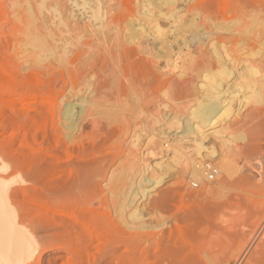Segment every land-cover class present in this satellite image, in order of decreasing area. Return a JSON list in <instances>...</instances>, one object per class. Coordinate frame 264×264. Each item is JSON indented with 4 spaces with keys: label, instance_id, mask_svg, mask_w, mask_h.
I'll list each match as a JSON object with an SVG mask.
<instances>
[{
    "label": "rangeland",
    "instance_id": "374dc122",
    "mask_svg": "<svg viewBox=\"0 0 264 264\" xmlns=\"http://www.w3.org/2000/svg\"><path fill=\"white\" fill-rule=\"evenodd\" d=\"M27 1L33 4V8H27ZM99 1H101V3L104 1V5H101L104 6L101 11V6L99 5L101 3ZM149 1L150 0H57L56 2L55 0H44L41 4L36 0H0V181L5 185L4 198L6 202L10 208L15 211L19 225L32 241V258L28 264H143L141 261L142 249H146L149 254V259L146 263L152 264L150 262L154 261L152 254L157 242V236L155 235L158 234L155 232H159L161 229L168 231L169 224H172L175 218L178 220V218L181 217L177 222L182 228V233L180 234H183L184 240L181 238L182 236L180 237V235H177L178 232L175 229L174 233H176L177 238H173L175 236L172 237L175 239L173 243L177 242L176 244L179 246L180 243L178 241L181 239L185 243V247L192 248L191 251L193 252L191 253H197L204 249L206 243L208 244L210 242L208 241L210 236L223 239L224 237L221 236L224 232L223 230H228V234L236 230L235 233L231 234L236 235L242 230L243 226L248 225L250 222V219L247 218V213L252 215L253 211L251 212V210H253V207L250 203L248 204V202L246 206H250L245 209L243 208L244 210L242 208L239 210L238 206L245 207V203L236 202L238 205H236V208H238L236 210L240 214H238V212L236 214L234 205V208H230V210L233 209L234 211H232L236 215L231 212V216L228 210L229 206L227 207L228 209L225 210L226 215L225 213L223 214L224 211L221 207L217 206V204L219 205V203L233 194L234 190L232 187H229V185H227V189L230 188L229 190H225V187L223 188L225 193L229 194H227V196L226 194H220V196L210 195L211 197H204L200 200L196 198L191 200L193 197H191V199L187 197L188 193H195L201 188L199 187L200 182L197 183L196 180H193L189 176V171L191 169L189 164L190 160L192 159L198 162V164L200 163L203 169L206 168L205 166L208 164H216V160L214 162L210 160L209 157L211 156L208 154V150H210V146L213 144L211 143L213 138H211L209 132L213 129L209 128L206 131L211 139L207 138L205 142L203 139L202 142L204 144L202 143L200 145L199 143L201 148L198 147L199 145L197 144L199 141H196L198 137L196 135L194 136L193 133H185L183 130L188 124L191 126L197 124L198 120L195 118L193 119L191 113L196 111L198 107L197 103H200V99L205 98L204 95L207 93L205 89L208 83L209 85L211 83L213 84V81L215 82L220 77H224V74L220 72L222 69L217 67L218 65H216V67L218 70L221 69L219 71L220 73L214 65H210L216 68H213L214 70L208 67L206 63H199V66H195L194 63L197 64L200 61L202 52L208 49L210 50L212 47L224 49V54L227 53L228 56L230 55L228 60L234 58L236 62L239 61V63H236L237 67L240 64L238 68L234 64V59L233 63L231 62L234 65L233 69L238 71L244 70V65L242 64L246 63L245 66H247L248 61V63H250L248 65H258V68L260 67L258 69L260 75L257 74L259 77L256 78L261 81L260 76L264 74V57H262L263 53H261V51L264 52V41L262 40L264 38V0H238L234 3L235 7H230L227 11H225L224 8L230 6L232 0H151L154 3ZM238 2L240 3L238 4ZM172 3H175V8L174 5H171ZM58 4L63 5L61 7V14H63L61 17L62 20L56 9ZM148 4L151 6L149 5V7ZM167 5L169 7H167ZM171 6L175 9L174 12H177L174 16L168 17L170 13V15H172L170 11L172 10ZM94 8L95 12L93 11ZM148 10H150L151 13ZM99 11L100 14H96V12ZM103 11L104 13H102ZM168 11L170 13H167ZM158 12L161 13L159 16ZM68 13H72L76 16L74 19L80 17V19H78L80 27L89 21L91 25L89 33L83 32V34H78L77 32H82L76 31V36H70L71 34L68 35L66 32H63V35L62 32L60 33L58 31L63 37L59 34V39L58 37H55V39H48L47 43L45 42L42 45L30 43L23 25L26 18L31 19L36 16L40 18L47 17V20L52 22H47L48 25H52L55 29L59 27L60 30H63L64 26L61 24V21H63L66 16L69 18L70 22L72 20H70L69 16L72 14ZM101 14L103 16L99 17ZM148 14L150 15L148 16ZM77 15L79 17H77ZM92 15L94 19L91 17ZM96 15L99 17L97 21H95ZM87 16L88 18H86ZM67 17L65 18L66 20ZM83 20L86 21L84 22ZM106 22L109 24L107 25ZM94 23H96V25ZM168 23L170 25H168ZM190 23L192 25L194 24L195 27H190ZM131 25L132 27H130ZM188 27L191 31L187 30ZM162 28L164 30H162ZM131 30H133V32ZM158 30L164 32L160 31L162 32L160 33ZM192 31L205 32L204 37L202 36L203 38L201 37L199 41L197 39L195 42L191 43L190 41L188 43V47L193 54V64L190 65L185 57L177 56L178 60L175 58V61H172L173 63L171 62L167 65L161 57L160 49L156 47L151 39L154 38L156 34L161 35H157V37H164L163 35H165L166 38L169 37L167 39H171L176 36L177 33L187 37ZM154 34L155 36L153 37ZM79 35L82 36L80 37ZM256 35H258V37L261 36L259 40L263 42L258 39L257 41L255 39ZM137 37L140 38V41H138L139 38L136 40ZM97 39L100 42H98ZM144 39L148 43H145ZM87 40H94L93 43L91 42L90 48H87L89 46L85 45V43L88 42ZM252 40L256 42H252ZM141 41H144L143 43L148 45L145 46L142 44V48H138L136 44ZM83 45H85V48L90 54L88 52V54H86ZM131 46L135 47V52L134 54H127L130 51L132 52ZM127 47H131V50L128 48L130 50L129 52L126 51ZM151 48H155V50L158 51H156V53L159 57L156 56V58L153 56L156 53L155 50ZM143 49H150L154 51L155 54L150 50L149 53L148 51H146V53ZM138 50H143L146 54ZM136 53H138V55H136ZM148 54H150L151 57L153 56V58L155 57L156 60L159 59V64L157 63L155 66L152 64L149 65L153 71L148 68V65L147 67L144 66V62L150 58ZM144 55H147L148 58L146 57V59ZM137 56L140 58L143 56L146 60H140ZM160 57L162 59H160ZM250 60L253 63H251ZM135 61H138L137 63H139V65ZM142 62L144 64H142ZM147 63L149 64V62H146V64ZM192 65L196 68L194 66L193 68ZM200 65H204L205 67L203 66L202 68ZM147 68L149 70H147ZM197 68H201L199 71L200 73L198 72V74H201V80L199 75L197 76L194 74L192 81H189L190 72L198 70ZM204 68H207V70ZM208 68L210 69L208 70ZM202 69H204V71H202ZM205 74L209 81L206 80ZM263 77L264 75L261 77L262 81H264ZM108 82L110 85L112 82V88H110ZM202 84L205 85V87ZM84 86L86 87L85 91L82 89ZM79 88L81 93L79 92ZM100 88L104 90L102 91ZM71 93L76 97L77 94L80 93V98H86L88 102L85 100L84 103L87 102L88 105L90 103L89 97L92 95L94 96L90 98L92 100L89 108H87V104H84V111L87 109H89V111L81 113L78 119L79 122H77V127L72 130L69 127V129L62 127L64 121L60 123L58 121L59 105L63 104L61 102H64L66 98V101H68V96H72ZM62 96L64 98L63 101ZM79 96L77 98H79ZM193 96L194 99L196 97V100L192 99ZM126 106L128 107L126 108ZM130 111L134 112H132L133 115H131L132 113H130ZM83 114L86 115L84 116ZM84 117L86 119H84L85 121L83 120ZM123 117L127 118L126 121H124ZM80 120H83L85 124ZM91 120L99 123L94 121L90 123ZM62 122L63 124H61ZM100 123H102V125ZM79 124H81L82 126H80L83 128H79L82 129L81 131L78 129ZM92 124H94V128L91 126ZM59 127H61L64 132L67 129L66 133L69 132L70 135L73 134L74 139H68L66 143L60 141ZM108 127H111L112 130L114 128L116 131H112L111 128ZM118 128L119 130L121 129V131L118 130L119 134L123 132L121 136L118 135ZM85 129L86 133L83 134ZM99 130L102 135L99 134ZM110 130L112 133L115 132V134H112V136L109 135V132L111 134ZM101 131L104 132L102 133ZM239 131L241 132V130ZM239 131H234L232 135L234 136V133H237L242 141L241 139L239 140L238 137H235L236 135L234 136L235 138H233L230 137L231 134L230 136L227 134V136L231 138L230 141H232V145H242L247 142L249 132L247 131L246 133V130H242L244 134L243 132L240 134ZM244 136L247 137L246 141ZM181 137H185L186 140ZM232 139L239 140V143L237 141L233 142ZM184 140L188 142L186 143ZM208 140L210 141L208 142ZM262 142L264 143V140H262ZM195 143L198 146H196ZM263 143V150L261 153L264 152ZM132 144L139 150L134 148ZM181 144L182 148L179 147ZM185 144H187L186 146L188 148ZM209 144L210 146H208ZM175 146L179 148L177 150H183L185 147L187 149L185 148L186 150L183 152L180 150L183 155H177V151L174 149ZM126 150L130 152L133 150L137 157L134 156V154L131 156L130 152H126ZM261 153L259 154L260 156L258 155L255 157H257L256 160H262L261 172L263 174L262 181L264 182V155L262 153L261 156ZM67 155L73 158L71 163L73 164L75 162L76 171L78 169L81 171V173H78V170L77 173L82 175L84 181H86L84 179L85 176L86 179H92H90L89 185L91 188L94 187L93 190L96 192V194H93L95 192L90 187V189L84 188V191L80 189V192H78L79 194L74 198V205H70L74 203L72 202L73 197L70 196L71 200L68 196L70 194H65L59 186L60 181H62L61 179L67 178V174L69 173H67V170L70 169L69 166H74L66 163L69 168L67 169L64 163L68 162V160H66ZM186 155H188V158L185 157ZM133 159L135 162H133ZM130 160L135 166L132 163L130 164ZM107 161L113 163L110 164V162ZM128 162L129 166H127ZM257 162H259V160ZM261 162H259L260 165ZM86 163H88V166H86ZM106 164L108 167H105L106 170L103 168L105 170V172H103L101 169L102 165L105 166ZM143 164L144 166H142ZM216 165L214 168L218 167ZM89 166L91 167L89 168ZM85 170H87V172L89 171L88 174L83 172ZM187 171L188 173H186ZM102 172L104 177L102 176L103 174H101ZM118 172L121 174L119 175ZM176 172L182 175L179 176ZM120 176L122 178H120ZM158 176H160L159 179ZM215 176L216 175L210 178L212 185L215 181H218V176H216L217 178H215ZM192 182L196 184H190ZM187 184L192 187L195 185L196 187H194L196 189L190 186L188 187ZM89 185L87 184V186ZM98 185L101 186H99L100 189L97 188ZM197 186L199 189H197ZM111 189L113 192H111ZM88 191L92 193L89 194ZM228 191L232 192L230 193ZM81 194L86 195L87 198L85 196L82 197ZM89 195L90 197H88ZM249 196H252V199H257L259 202V200H264V191H258ZM185 197L188 199H185ZM81 198L90 199L87 201L82 199L81 201ZM205 200L208 201L209 204L205 202ZM213 201L214 203H212ZM217 201H219V203ZM86 202L88 203L86 204ZM203 204L204 206H202ZM241 204L244 206H241ZM216 207H218V209ZM250 207L252 208L251 210L248 209ZM220 210L222 212H220ZM211 212L214 214L219 212L220 214L216 213L217 215L214 216ZM160 213H163V217L159 216L161 215ZM71 214L78 216L77 222L71 219ZM210 214L211 219L213 218L212 216H214V219L218 216L217 218L220 221L230 219L229 221H221L225 222L229 227H222L224 225L223 223L215 225L214 223L217 222V218L215 219L216 221L214 220L215 222L211 219L209 220L210 222H208L207 215ZM243 214H247L245 216L246 218L243 217ZM93 215L95 220L97 219V222L92 220ZM233 215L240 216H237L235 219ZM99 216H103V218L107 220V224L104 225L105 227L101 224V221L104 219L101 218L100 220ZM220 216L222 217L221 219ZM159 217L160 219L167 218L169 221L171 220V222L163 227L161 226L153 229L151 226ZM228 222L234 223L230 225ZM98 224H101V228ZM143 224H145L146 227L142 228L141 225ZM221 224L223 225L220 227ZM108 225L109 227H106ZM211 226H217L216 230H211ZM235 226L238 228L241 226L242 228L238 230ZM100 229H102V231ZM209 229L211 232H209ZM81 230L83 231L81 232ZM200 233H203V240L200 238ZM225 233H227V231ZM87 234H89V236ZM204 234L206 236L209 235L208 238L205 237ZM211 237L209 240H212L211 242L215 241V239ZM222 239L217 249L219 248L220 252L224 255L230 251L228 249L229 247L232 249L237 243H234L231 239L228 240V238L225 241L232 242L224 243ZM163 241H165V239ZM170 243L171 241L168 242V244ZM161 244V251H163L166 249L167 243L165 242V245L161 242ZM221 245H223L224 250L226 249V253ZM183 248L182 251H184ZM194 250L196 252H194ZM188 252L190 253L189 249Z\"/></svg>",
    "mask_w": 264,
    "mask_h": 264
},
{
    "label": "bare ground",
    "instance_id": "6f19581e",
    "mask_svg": "<svg viewBox=\"0 0 264 264\" xmlns=\"http://www.w3.org/2000/svg\"><path fill=\"white\" fill-rule=\"evenodd\" d=\"M37 2H39V3H43V1L44 0H36ZM56 2H57V0H55ZM141 1V0H140ZM154 1V0H153ZM153 1H149V2H153ZM238 0H232V4L230 5V6H228V7H226V8H224L225 9V11H227L230 7L232 8V7H235L234 6V3L235 2H237ZM59 2V1H58ZM98 2V1H97ZM96 2V3H97ZM100 3H101V1H99ZM103 3H104V1H102ZM148 2V1H147ZM103 3H101V4H99L100 6L103 4ZM139 3H142V2H139ZM138 3V4H139ZM154 3V2H153ZM240 2H238V4H239ZM143 4V3H142ZM145 4V3H144ZM152 4V3H151ZM175 3H172L171 5H174ZM22 5V4H21ZM99 5H98V7H99ZM104 5V4H103ZM150 4H148V6H149ZM177 5V4H176ZM23 6V5H22ZM27 8H33V4L30 2V1H27ZM63 5H60V4H58V6H57V12H58V15H59V17H60V19L62 20V16H63V14H61V7H62ZM147 6V7H148ZM151 6V5H150ZM149 6V7H150ZM155 6V5H154ZM236 6H237V4H236ZM96 7V6H95ZM102 7H104V6H101V9H100V11L102 10ZM147 7H146V9H147ZM156 7V6H155ZM167 7H169L168 5H167ZM93 8V7H92ZM139 8V7H138ZM171 8H172V10H170L171 12H172V15H170L171 13L168 11L167 13H170L169 15H168V17H171V16H174L175 14H176V12H174L175 11V9H173V6H171ZM174 8H175V5H174ZM176 8H178V7H176ZM237 8V7H236ZM97 9V8H96ZM104 9V8H103ZM150 9H152V8H150ZM159 9V8H158ZM98 10H99V8H98ZM143 10H144V5H143ZM142 10V11H143ZM169 10V9H168ZM94 12H95V8H94V10H93ZM92 11V12H93ZM100 11L99 12H96V14L98 13V15L100 14ZM141 11V12H142ZM149 12H150V10H148ZM158 11V10H157ZM157 11H156V13H157ZM138 12V11H137ZM140 12V13H141ZM144 12H147V11H144ZM154 12V11H153ZM153 12H152V14H153ZM160 12V11H159ZM158 12V13H159ZM164 12V11H163ZM73 13V12H72ZM72 13H68V14H72ZM90 13V12H89ZM102 13H104V11L102 12ZM139 13V12H138ZM151 13V12H150ZM155 13V12H154ZM166 13V12H165ZM67 14V13H66ZM92 14H94V13H92ZM106 14V13H105ZM143 14V13H142ZM161 13H159L158 14V16L160 15ZM181 14V13H180ZM64 15H65V13H64ZM91 15V14H90ZM95 15V14H94ZM98 15H96V20L95 21H97V18H99V17H102L103 15L101 14V16H99L98 17ZM137 15V14H136ZM150 14H148V16H149ZM163 15V14H162ZM182 15V14H181ZM70 16V20H71V22L69 21V18L67 17V20L64 18V22L63 21H61V24L64 26V29L63 30H60V28L58 27L57 29H55V28H53L52 27V25H48L47 24V22H51L50 20H47L48 18L47 17H45V18H40L39 16L37 17H34V18H26V20H25V23L23 24L24 25V27H25V29H26V35L28 36V38H29V40H30V43L31 44H43V43H47V41H48V39H55V37H58V39H59V37L60 36H62L63 37V32H66L68 35H70V36H76L75 35V33H76V31H81L82 33H79V32H77L78 34H83V32H86V33H89V29H91L90 27H91V25H90V22L89 21H87V23H84L87 19L86 18H88V16L85 18L86 20H83L82 22L84 23L83 25H81L82 27H80V22H79V20L78 19H80V17L77 15V17H79V18H77V19H74L76 16H74L73 14L72 15H69ZM184 16V15H183ZM90 17V16H89ZM91 17H93V15L91 16ZM90 17V18H91ZM154 17V16H153ZM157 17V16H156ZM176 17V16H175ZM178 17V16H177ZM82 18V17H81ZM149 18V17H148ZM152 18V17H151ZM161 18V17H160ZM93 19H94V17H93ZM102 19V18H101ZM100 19V20H101ZM104 19V18H103ZM142 19V18H141ZM143 19H145V18H143ZM166 19H167V17H166ZM171 19V18H170ZM175 19V18H174ZM47 20V21H46ZM134 20H136V19H134ZM150 20V19H149ZM152 20H154V19H152ZM151 20V21H152ZM66 21V22H65ZM68 21V22H67ZM94 21V20H93ZM99 21V20H98ZM102 21V20H101ZM101 21H100V23H101ZM141 21V20H140ZM151 21H149V22H151ZM155 21V20H154ZM157 21V20H156ZM168 21H169V19H168ZM104 22V21H103ZM159 22V21H158ZM163 22V21H162ZM173 22V21H172ZM177 22V21H176ZM179 22V21H178ZM183 22V21H182ZM191 22V21H190ZM52 23V22H51ZM93 23V22H92ZM98 23V22H97ZM100 23H98V24H100ZM107 23V22H106ZM105 23V24H106ZM161 23V22H160ZM194 23V22H193ZM82 24V23H81ZM95 25H96V23H94ZM104 24V25H105ZM109 23H107V25H108ZM176 24V23H175ZM189 24V23H188ZM191 24V23H190ZM79 25V26H78ZM138 25H140V24H138ZM147 25V24H146ZM158 25V24H157ZM168 25H170L169 23H168ZM180 25V24H179ZM183 25V24H182ZM181 25V26H182ZM56 26V25H55ZM101 26H102V23H101ZM163 26V25H162ZM185 26V25H184ZM186 26H187V24H186ZM185 26V27H186ZM191 26H194V24L192 25H190V27ZM130 27H132V25L130 26ZM145 27V26H144ZM179 27V26H178ZM195 27V26H194ZM193 27V28H194ZM105 28V27H104ZM154 28H155V26H154ZM161 28V27H160ZM159 28V29H160ZM166 28H168V27H166ZM172 28V27H171ZM180 28V27H179ZM182 28V27H181ZM192 28V29H193ZM164 29H165V27H164ZM163 28H162V30H164ZM98 30V29H97ZM96 30V31H97ZM102 30H103V26H102ZM151 30V29H150ZM162 30H158L159 32L160 31H162ZM187 30H189V27H188V29ZM194 30H195V28H194ZM197 30V29H196ZM61 33L62 32V34L63 35H61L59 32ZM92 31V30H91ZM130 31V30H129ZM132 32H133V30H131ZM139 31V30H138ZM148 31V30H147ZM152 31V30H151ZM166 31V30H165ZM189 31H191V30H189ZM188 31V32H189ZM99 32V31H98ZM131 32V33H132ZM162 32H164V31H162ZM162 32H160V33H162ZM177 32V31H176ZM175 32V33H176ZM186 32V31H185ZM100 33V32H99ZM102 33H103V31H102ZM136 33V32H135ZM142 33V32H141ZM146 33V32H145ZM153 33H154V31H153ZM262 33V32H261ZM59 34H60V36H59ZM77 34V35H78ZM104 34V33H103ZM129 34V33H128ZM143 34V33H142ZM204 34H205V32L204 31H192L191 33H189V35L186 37L185 35H181L180 33H177L176 34V36H174V37H172L171 39H167V38H169V37H167L166 38V36L165 35H163L164 37H157V35H160V34H156V36H155V34L153 35V37L154 38H152L151 39V41L156 45V47L157 48H159L160 50L159 51H161L160 53H161V57L164 59V62L168 65L169 63H171L173 60L175 61V58H177V56H181V57H185L187 60H188V62L190 63V65L191 64H193L192 63V58H193V54L191 53V50H190V48L188 47V43L191 41V43L192 42H195L197 39H198V41H199V39L203 36L204 37ZM263 34V33H262ZM135 36H137L136 34H134ZM80 36V35H79ZM82 36V35H81ZM80 36V37H81ZM133 36V35H132ZM139 36V35H138ZM146 36V35H145ZM161 36V35H160ZM88 37H92V36H88ZM105 37V36H104ZM107 37V36H106ZM202 37V38H203ZM255 37V36H254ZM253 37V38H254ZM261 37V36H260ZM260 37H258V35H256V40L258 39L259 40V38ZM133 38V37H132ZM136 38V37H135ZM135 38H134V40H135ZM138 38L139 37H137V39L136 40H138ZM262 38H263V35H262ZM93 39H94V37H93ZM101 39V38H100ZM128 39V38H127ZM146 39V38H145ZM145 39H144V41H145ZM222 39V38H221ZM224 39H225V37H224ZM233 39H235V38H233ZM233 39H231V40H233ZM261 39V38H260ZM28 40V39H27ZM28 40V41H29ZM104 40V39H103ZM102 40V41H103ZM136 40H135V42H136ZM202 40V39H201ZM257 40V41H258ZM263 41H264V38L262 39ZM88 41V40H87ZM94 41V40H93ZM93 41H88L87 43H85V45H88L89 47H87V48H90V46H91V42L93 43ZM97 41H98V39H97ZM105 41V40H104ZM107 41V40H106ZM111 41V40H110ZM138 41H140V38H139V40ZM143 41V42H144ZM148 41H150V40H148ZM236 41V40H235ZM255 40H252V42H254ZM259 41H261V40H259ZM263 41H261V42H263ZM86 42V41H85ZM98 42H100V41H98ZM142 41L141 42H137V44H136V46L138 47V48H142L141 46H142V44L143 45H145V43H148V42H146L145 41V43H143ZM256 42V41H255ZM236 43V42H235ZM234 43V44H235ZM257 43H259V42H257ZM150 44V43H149ZM85 45H83V47L85 48ZM135 45V44H134ZM148 45V44H147ZM147 45H145V46H147ZM263 45V44H262ZM57 46V45H56ZM93 46V45H92ZM111 46V45H110ZM151 46V45H150ZM108 47V46H107ZM132 47V52L130 51L131 48ZM131 47H127L126 48V51L127 52H129V53H127V54H134V52H135V47L134 46H131ZM134 47V48H133ZM152 47V46H151ZM155 47V46H154ZM264 47V46H263ZM102 48V47H101ZM130 50H129V49ZM138 48H136V49H138ZM144 48H146V47H144ZM148 48H149V46H148ZM223 48V47H222ZM92 49H93V47H92ZM105 49V48H104ZM134 49V50H133ZM152 49V48H151ZM85 52H86V54H90V52H88L87 51V49L85 48ZM88 50H90V49H88ZM94 50V49H93ZM97 50V49H96ZM103 50V49H102ZM143 50H145V49H143ZM142 50V51H143ZM150 50V49H149ZM148 49H146L145 50V52L146 51H148V53L151 51H149ZM152 50H155V48L154 49H152ZM209 50V49H208ZM208 50H206V51H204V52H202V56H201V59H200V61L196 64V63H194L195 64V66H199L198 64L199 63H202V64H204V63H206V64H208V67H211V66H215L216 67V65H218L217 67H219V68H221L220 70H218V68H217V70H218V72L220 71L221 72V74L223 73L224 74V77L222 78V77H220L219 79H217L215 82L213 81V84L211 85H209V83H208V85H207V87H206V94L204 95V97L205 98H203V99H200L199 101H200V103L198 104L197 103V108H196V111L195 112H193V113H191V115L193 116V119L195 118V119H197L198 121H197V124L195 125V126H191V125H186L185 126V129L183 130L185 133H193L194 134V136L196 135L197 137V139H196V141L198 140L199 142L197 143L198 145H199V143H200V145L203 143L202 142V140L205 142V139H207V138H209V139H211V138H213L212 139V141H211V143H213V144H211L212 146H210V144L208 145V146H210V150H208L209 152H208V154H210V156L211 157H209V159L210 160H212L213 162L215 161L216 162V164H214V165H207V166H205L206 168H204L203 169V167H201L200 165V163L198 164V162H195L194 160H190V162H189V164H190V166H191V169H190V171H189V169H188V171H189V176H190V178H192L193 180H196L197 181V183H199L200 182V186L199 187H201L200 189H199V187L197 188V189H199V191H197V192H195V193H188V196L187 197H190V199H191V197H193L191 200H194L195 198L197 199V200H200V199H203L204 197L206 198V197H211L210 195H219L220 196V194H226V196H227V194L228 193H225V191H224V187H225V190H229V189H227V185H229V187H232L233 188V194L229 197V198H227V199H225V200H223V199H221V200H223L221 203H219V201H217L218 203H219V205L217 204V206H220L221 207V209L224 211L223 212V214L225 213V215H226V212H225V210L226 209H228L229 210V212H230V216L232 215L231 214V212H233L232 210H230V208H234L235 207V212H236V214H237V210L236 209H238L239 208V210L242 208H246V207H248V206H252L253 207V210H251L252 208L250 207V208H248V209H250L251 210V212L253 211V214L251 215V214H249V213H247L248 214V216L250 217H248L247 216V218L248 219H250L249 221V224L248 225H245V226H243V228L240 226V228H238L239 227V225H238V227H236V228H238V230H240L241 228H242V230L239 232V233H237L236 235L235 234H233V235H231L232 233H235V231L233 230L232 231V233L231 232H229L230 234H228V230H223L224 232L221 234V236L222 237H224L223 239L222 238H216V237H211L212 239L214 238L215 239V241H213V242H211L212 240H209V238H208V236H206L207 235V233H206V235L204 234V236L205 237H207L208 238V241H210L208 244L206 243V247L204 248V249H202V247H201V249L202 250H200V247H199V250L200 251H198L197 253H191V252H193V251H191L192 250V248L191 247H185L186 245H185V243L180 239V241H182V242H180V241H178V240H176V241H178L179 243H180V245L178 246L176 243L177 242H175V243H173L174 242V240L175 239H173V238H177V236H176V233H174V231H175V229L177 230V232H178V234L177 235H180V237L183 239V234H180V233H182V231H181V226L178 224V220H179V218H181V217H179L178 218V220H177V218H175V219H173V223L172 224H169V226H168V231H164V230H160L159 232H155V233H158L157 235H155V236H157L156 238H157V242H156V240H155V242H156V244H155V249H154V252H153V259H154V261H152V262H150V263H152V264H264V200H259V202L257 201V199L255 200V198L254 199H252L253 197L252 196H249L250 194L252 195L253 193H256V192H258V191H264V182L262 181L263 180V174H262V172H261V167H262V160L260 161V159H258L259 160V162H261V165H260V163L259 162H257L258 160H256L257 159V157H255V156H258L260 153H261V151L263 150L262 148V140H264V81H262V76L264 75H262V76H260V80L261 81H259V80H257V78L256 77H259V73H258V69L260 68H258V65H248V64H250V63H248L247 62V66H245L246 65V63L245 64H242V65H244V70H242V71H238V70H235V69H233V59H230V60H228L229 58H230V55L228 56L227 55V53L226 54H224V49L222 50L220 47L218 48V47H212V48H210V50L208 51ZM77 51H79V50H77ZM125 51V50H124ZM125 51V52H126ZM139 52H141L142 53V51L141 50H138ZM156 51L157 50H155V53H156ZM84 52V53H85ZM88 52V53H87ZM144 52V51H143ZM143 53V54H146V53ZM151 52H153L154 53V51H151ZM158 52V51H157ZM154 53V54H155ZM261 53H263L262 55V57H264V52H262L261 51ZM78 54V53H77ZM151 54V53H150ZM150 54H148V56H150V58H149V60L147 59L148 58V56L146 55H144L145 56V58L147 59H145V58H143V56H141V58L139 57V56H137L138 57V59H144V60H146V62H149V64L147 63L146 64V62H142V64H144V66H146L147 67V65H148V68H150V64H152V65H156L157 63H158V60H156V56H158L159 57V55H157V53L155 54V55H153V56H155L154 58H153V56L151 57V55ZM159 54V53H158ZM80 55V54H79ZM136 55H138V53H136ZM135 55V56H136ZM140 55V54H139ZM142 55V54H141ZM81 56V55H80ZM228 56V57H227ZM160 57V59H162ZM259 57H261V56H259ZM232 58V57H231ZM137 59V60H138ZM177 60H178V58H177ZM232 60V61H231ZM235 60V59H234ZM257 60H258V57H257ZM257 60H255V61H257ZM259 60H260V58H259ZM251 61V60H250ZM254 61V60H253ZM261 61H262V59H261ZM263 61H264V59H263ZM136 62V61H135ZM138 62V61H137ZM136 62V63H137ZM232 62V63H231ZM235 63V65H236V63H239V61H237L236 62V60L234 61ZM135 63V64H136ZM173 63V62H172ZM251 63H253L252 61H251ZM257 63V62H256ZM260 63V62H259ZM138 65H139V63H137ZM159 64V63H158ZM165 64V65H166ZM211 65V66H210ZM143 66V67H144ZM194 65H192V67H193ZM194 66V67H195ZM202 66V68H203V66L204 65H200V67ZM139 67V66H138ZM137 67V68H138ZM146 67H144V68H146ZM162 67V66H161ZM193 67V68H194ZM205 67V66H204ZM236 67H237V65H236ZM238 67H240V64L238 65ZM237 67V68H238ZM264 67V66H263ZM147 68V70H149ZM196 68V67H195ZM199 68V67H198ZM197 68V69H198ZM212 69L214 68V67H211ZM216 68H214V69H216ZM235 68V67H234ZM242 68H243V66H242ZM262 68V67H261ZM133 69V68H132ZM151 69V68H150ZM204 69H206L207 70V68H204ZM204 69H202V71H204ZM210 68H208V70H209ZM213 69V70H214ZM152 70V69H151ZM150 70V71H151ZM193 70V69H192ZM196 70V69H195ZM201 70V68L200 69H198V70H196V71H191L190 72V78H189V81H192V79H193V76H194V74H196L197 76L199 75V78H200V75L201 74H198V72ZM131 71V70H130ZM133 71V70H132ZM153 71V70H152ZM264 71V70H263ZM262 71V72H263ZM148 72V71H147ZM193 72V73H192ZM219 72V73H220ZM192 73V74H191ZM200 73V72H199ZM202 73V72H201ZM132 74H133V72H132ZM220 74V75H221ZM257 74H259L258 76H257ZM150 75H151V73H150ZM126 76V75H125ZM196 76V77H197ZM86 77V76H85ZM139 77V76H138ZM205 77H206V74H205ZM157 78V77H156ZM264 78V77H263ZM91 80V79H90ZM200 80H201V78H200ZM206 80H208V78L206 77ZM80 81V80H79ZM118 81V80H117ZM180 81V80H179ZM209 81V80H208ZM212 81V80H211ZM143 82H144V80H143ZM185 82H186V80H185ZM87 83V82H86ZM118 83V82H117ZM158 83V82H157ZM168 83V82H167ZM182 83H183V81H182ZM194 83V82H193ZM200 83V82H199ZM250 83V84H249ZM90 84V83H89ZM108 84H109V82H108ZM121 84V83H120ZM139 84V83H138ZM180 84V83H179ZM184 84H186V83H184ZM81 85V84H80ZM83 85V84H82ZM85 85V84H84ZM90 85H92V84H90ZM107 85V84H106ZM111 85H112V82H111ZM111 85L109 84V86H110V88H112L111 87ZM116 85V84H115ZM191 85V84H190ZM203 85V84H202ZM86 86V85H85ZM83 87L82 89H84L83 91H85V88L86 87ZM87 86H88V84H87ZM94 86V85H93ZM113 86V85H112ZM121 86V85H120ZM204 87H205V85H203ZM203 86H202V88H203ZM82 87V86H81ZM80 87V88H81ZM101 87H103V86H101ZM115 87V86H114ZM113 87V88H114ZM80 88H79V92H80ZM89 88H91V87H89ZM104 88V87H103ZM109 88V89H110ZM116 88V87H115ZM191 88V87H190ZM101 89V88H100ZM99 89V90H100ZM136 89V88H135ZM204 89V88H203ZM94 90V89H93ZM102 90V89H101ZM104 90V89H103ZM102 90V91H103ZM139 90V89H138ZM192 90V89H191ZM74 92V91H73ZM94 92V91H93ZM116 92V91H115ZM136 92V91H135ZM139 92V91H138ZM202 92V91H201ZM205 92V91H204ZM81 93V92H80ZM79 93V94H80ZM100 93H102V92H100ZM133 93V92H132ZM73 93H71V95H72ZM74 94H77V93H74ZM79 94H77V97L79 96ZM83 94V93H82ZM134 94V93H133ZM137 94V93H136ZM139 94V93H138ZM203 94V93H202ZM201 94V95H202ZM81 95V94H80ZM92 95V94H91ZM99 95V94H98ZM64 96V95H63ZM63 96H62V101H63ZM86 96V95H85ZM90 96V95H89ZM93 96V95H92ZM92 96H90L89 97V100H90V103H89V105L91 106V100L92 99H90ZM96 96V95H95ZM104 96V95H103ZM114 96H116V95H114ZM118 96V95H117ZM139 96V95H138ZM138 96H137V98H138ZM69 97V100L68 101H66L67 100V98H66V96H65V98H66V100L64 101V102H61V103H63V104H61V105H59V110H58V121H59V123L61 122V121H64V125L62 126V127H65V128H67V129H69V128H71V130L72 129H75L76 127H77V122H79L78 121V119H79V117L81 116V113H85V111L86 112H88L89 111V109H87V110H85L84 111V108H85V105L87 106V108H89V105H88V101L86 100V98H80V96H79V98H77L75 95H72V96H68ZM74 97H76V98H74ZM83 97H84V95H83ZM88 97V96H87ZM94 97V96H93ZM92 97V98H93ZM135 97V96H134ZM199 97V96H198ZM202 97V96H201ZM102 98H104V97H102ZM130 98V97H129ZM133 98V97H132ZM95 99V98H94ZM131 99V98H130ZM129 99V100H130ZM135 99V98H134ZM193 100H196V97H195V99H194V96H193V98H192ZM87 101L86 103H84V101ZM100 100V99H99ZM104 100V99H103ZM133 100V99H132ZM198 100V99H197ZM139 101V100H138ZM144 101V100H143ZM102 102V101H101ZM106 102H108V101H106ZM112 102V101H111ZM118 102V101H117ZM132 102V101H131ZM130 102V103H131ZM137 102V101H136ZM100 103V102H99ZM128 103V102H127ZM135 103V102H134ZM133 103V104H134ZM85 104V105H84ZM92 104H93V102H92ZM105 104V103H104ZM95 105H98V104H95ZM94 105V106H95ZM114 105V104H113ZM134 106V105H133ZM138 106V105H137ZM128 106H126V108H127ZM113 108V107H112ZM141 108V107H140ZM91 109H93V108H91ZM108 109V108H107ZM124 109V108H123ZM129 109V108H128ZM104 110V109H103ZM127 111V110H126ZM135 111V110H134ZM115 112V111H114ZM133 111H130V113H132ZM112 113V112H111ZM122 113V112H121ZM128 113V112H127ZM134 113V112H133ZM133 113L131 114V115H133ZM109 114V113H108ZM116 114H117V112H116ZM84 115V114H83ZM83 115H82V117H83ZM86 115V114H85ZM84 115V116H85ZM88 115V114H87ZM90 115V114H89ZM103 115V114H102ZM106 115V114H105ZM114 115V114H113ZM129 115V114H128ZM104 116V115H103ZM125 116V115H124ZM81 117V118H82ZM92 117V116H91ZM96 117V116H95ZM98 117V116H97ZM105 117V116H104ZM103 117V118H104ZM111 117V116H110ZM128 117V116H127ZM124 118V117H123ZM85 119V117L83 118V120ZM126 119L127 118H124V121H126ZM80 120V121H82L83 122V124H85L84 123V121L86 120ZM94 120H96V119H94ZM93 120V121H94ZM88 121V120H87ZM93 121L91 120L90 121V123H93ZM98 121V120H97ZM100 121V120H99ZM94 122H96V121H94ZM89 123V122H88ZM96 123H99V122H96ZM119 123V122H118ZM125 123V122H124ZM61 124H63V122L61 123ZM82 124V123H81ZM81 124H79V126L81 125ZM82 124V125H83ZM95 124V123H94ZM94 124H92L91 126H93ZM101 125H102V123H100ZM99 124V125H100ZM129 124V123H128ZM135 124V123H134ZM81 125V126H82ZM87 125V124H86ZM78 126V129L79 128H82L81 126L79 127ZM84 126V125H83ZM97 126V125H96ZM108 126H110V125H108ZM112 126V125H111ZM69 127V128H68ZM98 127V126H97ZM96 127V128H97ZM104 127H106V126H104ZM113 127V126H112ZM128 127V126H127ZM132 127V126H131ZM64 128V129H65ZM93 128H94V126H93ZM92 128V129H93ZM108 128H111V127H108ZM148 128V127H147ZM213 129V130H211V132H209V135H211V138L208 136V133L206 132L208 129ZM66 129V130H67ZM83 129V128H82ZM82 129H79L80 131L82 130ZM87 129V128H86ZM86 129L84 130L85 132H83V134H85L86 133ZM101 129V128H100ZM104 129V128H103ZM127 129V128H126ZM65 130V132L62 130V128L61 127H59V129H58V131H59V138L61 139L60 141H62V142H64V143H66V140H68V139H70V140H73L74 139V135L72 134V135H70V133L68 132V133H66L67 131ZM111 130H112V128H111ZM110 130V131H111ZM113 130H114V128H113ZM112 130V131H113ZM118 130H119V128L117 129V132H118ZM130 130V129H129ZM239 130H241V132H243L242 130H246V133H247V131L249 132V136H248V140L246 139L247 137H245L244 136V138H245V141L247 140V142H245V144H242V142H241V144L242 145H232L231 144V142L232 141H230V137H233V138H235V137H238L239 138V140L241 139L240 138V136L237 134V133H234L235 135V137L232 135L233 134V132L234 131H236V132H238ZM88 131V130H87ZM104 131H106V130H104ZM104 131H101L102 133L104 132ZM107 131H108V129H107ZM112 131H111V134H110V132L108 133L109 135H111L112 136V134H115V132L114 133H112ZM114 131H116V129L114 130ZM119 131H121V129L119 130ZM123 131V130H122ZM90 132V131H89ZM88 132V133H89ZM94 132V131H93ZM98 132V131H97ZM116 132V133H117ZM129 132V131H128ZM183 132V133H184ZM241 132L239 131V133L241 134ZM80 133H82V132H80ZM79 133V134H80ZM87 133V134H88ZM106 133V132H105ZM123 133V132H122ZM122 133H120L119 134V132H118V135L119 136H121L122 135ZM207 133V134H206ZM99 134H101L100 133V130H99ZM98 134V135H99ZM134 134V133H133ZM227 134L230 136V134H231V136L229 137V136H227ZM243 134H244V132H243ZM102 135V134H101ZM238 135V136H237ZM76 136V135H75ZM80 136H81V134H80ZM86 136V135H85ZM105 136H106V134H105ZM184 136H185V134H184ZM194 136H193V138H194ZM113 137H114V135H113ZM187 137V136H186ZM242 137V136H241ZM181 138H184L185 139V137H181ZM188 138V137H187ZM193 138H191V139H193ZM237 138V139H238ZM153 139V138H152ZM140 140V139H139ZM186 140V139H185ZM184 140V141H185ZM195 140V139H194ZM233 140V142L234 141H239V140H236V139H232ZM125 141V140H124ZM210 140H208V142H209ZM241 141H242V139H241ZM155 142H157V141H155ZM179 142V141H178ZM186 142V141H185ZM188 142V141H187ZM186 142V143H187ZM207 142V143H208ZM262 142V143H261ZM239 143V142H238ZM204 144V143H203ZM237 144V143H236ZM264 144V143H263ZM184 145V144H183ZM187 144H185V146H186ZM195 145H196V143H195ZM198 145H196V146H198ZM198 146V147H200L201 148V146ZM132 146H133V144H132ZM134 147V146H133ZM177 147H178V145H177ZM176 146H175V148L174 149H176V153H177V155H179V154H182V152L184 151V150H186L184 147V149L182 150V149H180V150H182V152H180V150H177V149H179V148H177ZM179 147H181L182 148V144L181 145H179ZM197 147V148H198ZM206 147V146H205ZM134 148H136V146L134 147ZM207 148V147H206ZM136 149H138V148H136ZM173 149V150H174ZM129 150V149H128ZM128 150H126V152L128 151ZM139 150V149H138ZM146 151V150H145ZM128 152H130V151H128ZM133 150H131V152H130V154H131V156H132V154H134V156H136L137 157V155H135V153L133 152ZM147 152V151H146ZM174 152V151H173ZM140 153V152H139ZM263 153V155H264V152H262ZM262 153H261V156H262ZM124 154V153H123ZM128 154V153H127ZM184 154H185V152H184ZM207 154V153H206ZM216 154V155H215ZM129 155V154H128ZM183 155V154H182ZM117 156V155H116ZM181 156V155H180ZM180 156H179V158H180ZM209 156V155H208ZM260 156V155H259ZM71 156H69L68 157V155L66 156V160H68V162H64L65 164L66 163H68L69 165H71L72 163V157L70 158ZM127 157V156H126ZM140 157V156H139ZM177 157V156H176ZM185 157H187L188 158V155H186ZM128 158V157H127ZM141 158H142V156H141ZM83 159V158H82ZM135 159V158H134ZM134 159H133V162H135L134 161ZM136 159H138V158H136ZM143 159V158H142ZM141 159V160H142ZM189 159H190V157H189ZM263 159V158H262ZM85 161V160H84ZM139 161V160H138ZM211 161V162H212ZM100 162V161H99ZM102 162V161H101ZM107 162H110V164H112L111 163V161H107ZM142 162H143V160H142ZM75 163V162H74ZM72 164V165H74V166H69V168H68V165L66 164V167H67V169H69V170H67V173L69 174V177H68V174H67V178H64V179H61L62 181H60V189L61 190H63L64 191V193L65 194H67V193H69L70 195H68L69 197L70 196H72L73 198V200L71 199V197H70V199L72 200V202H74V198H76V195L77 194H79L78 192H80L79 190L81 189H83V191L86 189V188H88V189H90L91 187H90V179L91 178H89V179H86L85 177H84V179L87 181H84L83 180V177H82V175L81 174H78V173H81V171L79 170H77L78 171V173H77V171H76V164ZM83 163V162H82ZM132 162H131V160H130V164H131ZM208 163H210V162H208ZM100 164V163H99ZM110 164L108 163V165L110 166ZM133 165H134V163H132ZM78 165V164H77ZM124 165V164H123ZM218 166V167H215L214 168V166ZM86 166H88V163H86ZM104 165H102V168H101V166H100V168L103 170V172H105V170H106V168L108 167L107 166V164L103 167ZM127 166H129V162H128V165ZM135 166V165H134ZM142 166H144V164L142 165ZM91 166H89V168H90ZM106 167V168H105ZM126 167V166H125ZM125 167H123V168H125ZM75 168V169H74ZM79 168V167H78ZM85 168V167H84ZM100 168H99V170H100ZM103 168H105V170L103 169ZM122 168V169H123ZM72 169V170H71ZM81 169H83V168H81ZM121 169V168H120ZM140 169H142V168H140ZM88 170H90V169H88ZM101 170V171H102ZM144 170V169H143ZM153 170V169H152ZM180 170V169H179ZM178 170V171H179ZM185 170V169H184ZM100 171V172H101ZM121 171V170H120ZM127 171V170H126ZM125 171V172H126ZM145 171V170H144ZM155 171V170H154ZM186 171V170H185ZM188 171L186 172V173H188ZM263 171V170H262ZM84 173L86 172L87 174H88V172H87V170H85V171H83ZM103 172L101 173V174H103ZM182 172H184V171H182ZM85 173V174H86ZM97 173H99V172H97ZM119 173V172H118ZM128 173V172H127ZM177 173V172H176ZM179 173V172H178ZM177 173V174H178ZM180 173H181V170H180ZM185 173V174H186ZM83 174V173H82ZM121 173H119V175H120ZM151 174H153V173H151ZM97 175V174H96ZM95 175V176H96ZM125 175V174H124ZM154 175V174H153ZM179 176H181L182 174H178ZM183 175H184V173H183ZM214 175H216V176H218V181L216 182V184H215V182H214V186L212 185V183L210 182V178L211 177H214ZM88 176V175H87ZM103 177H104V174L102 175ZM118 176V175H117ZM122 176V175H121ZM120 176V178H122ZM177 176V175H176ZM186 176V175H185ZM215 176V178H217ZM89 177V176H88ZM87 177V178H88ZM119 177V176H118ZM101 178V177H100ZM100 178H99V180H100ZM160 178V176H158V179ZM125 179V178H124ZM182 179V178H181ZM191 179V180H192ZM92 180V179H91ZM121 180V179H120ZM192 180V181H193ZM89 181V182H88ZM95 181H96V183H97V180L95 179ZM115 181V180H114ZM118 181V180H117ZM155 181H157V180H155ZM186 181H187V179H186ZM92 182V181H91ZM159 182V181H158ZM182 182V181H181ZM85 183H86V185H85ZM100 183V182H99ZM114 183H116V182H114ZM118 183H119V181H118ZM172 183V182H171ZM87 184L89 185V186H87ZM92 184V183H91ZM94 184V183H93ZM101 184V183H100ZM175 184V183H174ZM190 184H196V183H194V182H192V183H190ZM181 185V184H180ZM188 185V187L190 186L191 188H193V189H196L194 186L192 187L191 185H189V184H187ZM85 186V187H84ZM94 186V185H93ZM100 185H98V187L97 188H99L100 189V187H99ZM175 186V185H174ZM90 187V188H89ZM172 187V186H171ZM170 187V188H171ZM179 187V186H178ZM85 188V189H84ZM93 188L94 187H92L91 189L93 190ZM96 188V187H95ZM87 189V190H88ZM98 189V190H99ZM107 189V188H106ZM166 189V188H165ZM169 189V188H168ZM183 189V188H182ZM187 189H189V188H187ZM92 190H89V191H92ZM103 190V189H102ZM89 191H88V193H89ZM94 191V190H93ZM163 191V190H162ZM165 191V190H164ZM172 191V190H171ZM232 191H228V192H232ZM4 192H5V185L0 181V264H28L29 263V261H31V258H32V253H31V247H32V241H31V239L29 238V236H28V234H26L23 230H22V228H21V226L19 225V223H18V220H17V218H16V214H15V211L12 209V208H10V206L8 205V203L6 202V200H5V198H4ZM85 192H87V191H85ZM95 192V191H94ZM99 192V191H98ZM97 192V193H98ZM111 192H113L112 191V189H111ZM92 193V192H91ZM91 193H89V194H91ZM99 193H102V192H99ZM105 193V192H104ZM84 194V193H83ZM93 194H96V192L95 193H93ZM92 194V195H93ZM103 194V193H102ZM82 195V194H81ZM88 195V194H87ZM91 195V196H92ZM168 195H169V193H168ZM229 195V194H228ZM83 196H85L86 197V195H82V197ZM95 196V195H94ZM93 196V197H94ZM164 196V195H163ZM186 196V195H185ZM81 197V196H80ZM88 197H90V195L88 196ZM96 197V196H95ZM94 197V198H95ZM171 197V196H170ZM251 197V198H250ZM87 198V197H86ZM86 198H81V201H82V199H85L86 201L88 200V199H90V198H88V199H86ZM162 198V197H161ZM171 198H173V197H171ZM220 198H222V197H220ZM224 198V197H223ZM69 199V200H70ZM185 199H188V198H186L185 197ZM214 199V198H213ZM71 200H70V203H71ZM84 200V201H85ZM170 200V199H169ZM209 200H210V198H209ZM211 200H212V198H211ZM79 202V201H78ZM93 202V201H92ZM164 202V201H163ZM198 202V201H197ZM205 202H207L208 203V201H206L205 200ZM236 202L237 203H239V202H244L245 203V207H239L237 204H236ZM247 202H248V204L250 203V205H247L246 206V204H247ZM69 203V204H70ZM88 202H86V204H87ZM204 203V202H203ZM212 203H214V201L212 202ZM231 203V204H230ZM75 204V202L72 204H70V205H74ZM168 204V203H167ZM170 204V203H169ZM205 204V203H204ZM204 204L202 205V206H204ZM209 204V203H208ZM233 204V205H232ZM83 205V204H82ZM235 205V206H234ZM238 206V208H236L237 206ZM211 206V205H210ZM229 206V207H228ZM234 206V207H233ZM241 206H244V205H242L241 204ZM200 207V206H199ZM212 207V206H211ZM220 207H219V209H220ZM228 207V208H227ZM161 208V207H160ZM215 208V207H214ZM217 209H218V207H216ZM158 209H159V207H158ZM165 209V208H164ZM172 209V208H171ZM198 209V208H197ZM204 209V208H203ZM243 209V210H244ZM207 210V209H206ZM76 211V210H75ZM156 211V210H155ZM178 211H179V209H178ZM218 211V210H217ZM248 211V210H247ZM247 211H244V212H247ZM161 212V211H160ZM200 212V211H199ZM199 212H197V213H199ZM209 212H210V210H209ZM220 212H222L221 210H220ZM157 213V212H156ZM185 213V212H184ZM194 213H196V212H194ZM217 213V212H216ZM214 214V213H212L211 212V214H214V216L215 215H217V214ZM82 214V213H81ZM83 214H84V212H83ZM161 215H159V216H162V214L163 213H160ZM211 214L210 215H207V217L209 218H207V221L208 222H210L209 220L211 219ZM220 214V213H219ZM233 214H235L234 212H233ZM235 214V215H236ZM238 214H240L239 212H238ZM247 214H243V215H241V216H243V217H245ZM106 215H107V213H106ZM105 215V216H106ZM165 215V214H164ZM176 215H178V214H176ZM227 215H229V214H227ZM235 215H233V216H235ZM252 216V218H251V216ZM183 216V215H182ZM193 216V215H192ZM195 216V215H194ZM214 216H212L213 218L211 219V220H215L218 216H216L215 217V219H214ZM238 216V215H237ZM237 216H235V219H236V217ZM240 216V215H239ZM238 216V217H239ZM83 217V216H82ZM85 217H86V215H85ZM94 217V215L92 216V220H94V221H96L97 222V219L95 220V217ZM163 217V216H162ZM161 217V218H162ZM178 217V216H177ZM224 217V216H223ZM228 217V216H227ZM226 217V218H227ZM79 218H80V216H79ZM99 218H100V220H101V218H103V216H99ZM184 218V217H183ZM197 218H198V216H197ZM196 218V219H197ZM222 217L220 216V219H221ZM231 218V217H230ZM233 218V217H232ZM246 218V217H245ZM71 219L74 221V222H77L78 221V216H76V215H74V214H71ZM104 219V218H103ZM224 219V218H223ZM84 220V219H83ZM91 220V221H92ZM191 220V219H190ZM200 220H201V217H200ZM225 221H229L228 219L226 220V219H224ZM224 220H221V221H224ZM237 220H238V218H237ZM107 220H103V221H101L102 223V226H104V225H106L107 224V222H106ZM204 221V220H203ZM216 221V220H215ZM214 221V222H215ZM219 221V222H218ZM218 218H217V222L216 223H214L215 225L216 224H219V223H223V224H221L220 225V227L222 226V227H224V228H227V227H229V226H227L226 224H225V222H221ZM103 222H106V223H103ZM169 222H171V220L169 221L167 218H164V219H160V217H159V219L157 218V220L156 221H154V224L151 226L153 229H156V228H159V227H163L164 225H167ZM201 222V221H200ZM99 223V222H98ZM152 223H153V221H152ZM187 223V222H186ZM230 225L232 224L233 225V223L234 222H228ZM227 223V224H228ZM72 224V223H71ZM92 224V223H91ZM101 224H98L99 226L101 225ZM195 224V223H194ZM199 224V223H198ZM210 224V223H209ZM90 225V224H89ZM93 225V224H92ZM97 225V224H96ZM211 225V224H210ZM243 225V224H242ZM208 226V225H207ZM219 226V225H218ZM78 227V226H77ZM97 227V226H96ZM105 227V226H104ZM106 227H109V225L108 226H106ZM141 227L142 228H144V227H146V225L145 224H143V225H141ZM215 227V228H214ZM211 226L210 228H212L211 230H213V229H215L216 230V227L217 226ZM76 228V227H75ZM95 228V227H94ZM100 228H101V226H100ZM103 228V227H102ZM209 228V227H208ZM219 228V227H218ZM82 229H83V227H82ZM205 229V228H204ZM204 229H203V231H204ZM79 230V229H78ZM85 230V229H84ZM101 231H102V229H100ZM210 230V229H209ZM211 230L209 231V232H211ZM83 230H81V232H82ZM202 231V232H203ZM227 231V233H225ZM106 232V231H105ZM216 232V231H215ZM221 232V231H220ZM174 233V234H173ZM212 233H213V231H212ZM212 233H211V235H212ZM216 233H219L218 231L216 232ZM80 234V233H79ZM105 234V233H104ZM215 234V233H214ZM81 235V234H80ZM88 236H89V234H87ZM94 235V234H93ZM108 235V234H107ZM218 235V234H217ZM220 235V234H219ZM98 236H99V234H98ZM154 236V235H153ZM173 236H175V237H173ZM83 237V236H82ZM173 237V238H172ZM179 237V236H178ZM202 237H203V233L201 234L200 233V238L202 239ZM86 238H88V237H86ZM199 238V239H200ZM227 238H228V240L229 239H231L234 243H237L236 244V246H234V247H232V249H230V247L228 248L229 250H227V251H229V252H225V250H224V248H223V245H221V247L223 248V250H224V252L226 253V254H222V252H220V250H219V248L217 249V246H220L219 244H221L220 243V241H221V239L224 241V243L226 242L225 240H227ZM90 239V238H89ZM94 239V238H93ZM92 239V240H93ZM165 239V241H163ZM170 239V240H169ZM204 239H206V238H204ZM166 240H168V241H166ZM184 240V239H183ZM203 240V239H202ZM207 240V239H206ZM89 241V240H88ZM96 241V240H95ZM171 241V243L170 244H168V242H170ZM194 241V240H193ZM222 241V242H223ZM231 241V242H232ZM161 242H163V244H165V242L167 243V245H166V249L165 250H163V251H161L162 249H161ZM201 242V241H200ZM229 243H231L230 241H228ZM228 242H226V243H228ZM183 245H182V244ZM218 243V244H217ZM161 244V245H160ZM204 244V243H203ZM181 245H182V247H181ZM225 245V244H224ZM227 245V244H226ZM233 245H235V244H233ZM184 247V248H183ZM225 247V246H224ZM182 248H183V250L184 251H182ZM198 248V247H197ZM227 248V247H226ZM185 249H186V251H185ZM188 249L190 250V253L188 252ZM194 249V248H193ZM148 251L146 250V249H142V252H141V257H142V262H143V264H147L146 262H148V259H149V254L147 253ZM194 252H196L195 250H194ZM138 264H140V263H138ZM142 264V263H141ZM149 264V263H148Z\"/></svg>",
    "mask_w": 264,
    "mask_h": 264
}]
</instances>
